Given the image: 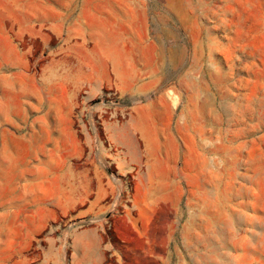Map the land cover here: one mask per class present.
Returning a JSON list of instances; mask_svg holds the SVG:
<instances>
[{
	"label": "rangeland",
	"instance_id": "374dc122",
	"mask_svg": "<svg viewBox=\"0 0 264 264\" xmlns=\"http://www.w3.org/2000/svg\"><path fill=\"white\" fill-rule=\"evenodd\" d=\"M86 227L89 264H264V0H0V264Z\"/></svg>",
	"mask_w": 264,
	"mask_h": 264
},
{
	"label": "crops",
	"instance_id": "0c3cea01",
	"mask_svg": "<svg viewBox=\"0 0 264 264\" xmlns=\"http://www.w3.org/2000/svg\"><path fill=\"white\" fill-rule=\"evenodd\" d=\"M31 227L26 224V251L32 243ZM102 238V233L97 227H86L79 229L73 236V253L72 259L74 264H89L91 262H101L107 254L103 253L101 243H96ZM45 260L49 262L59 263L61 261L60 254L48 249L45 252Z\"/></svg>",
	"mask_w": 264,
	"mask_h": 264
}]
</instances>
